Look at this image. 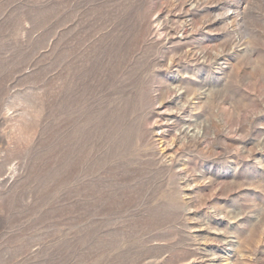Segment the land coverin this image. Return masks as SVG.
I'll use <instances>...</instances> for the list:
<instances>
[{"label": "rangeland", "instance_id": "obj_1", "mask_svg": "<svg viewBox=\"0 0 264 264\" xmlns=\"http://www.w3.org/2000/svg\"><path fill=\"white\" fill-rule=\"evenodd\" d=\"M214 262L264 264V0H0V264Z\"/></svg>", "mask_w": 264, "mask_h": 264}, {"label": "bare ground", "instance_id": "obj_2", "mask_svg": "<svg viewBox=\"0 0 264 264\" xmlns=\"http://www.w3.org/2000/svg\"><path fill=\"white\" fill-rule=\"evenodd\" d=\"M216 261H217V260H216ZM213 264H215V262H214ZM217 264H221V263H217Z\"/></svg>", "mask_w": 264, "mask_h": 264}]
</instances>
